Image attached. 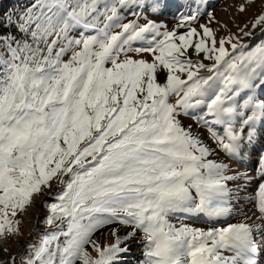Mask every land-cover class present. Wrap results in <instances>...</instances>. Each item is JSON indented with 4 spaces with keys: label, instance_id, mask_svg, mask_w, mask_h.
Here are the masks:
<instances>
[{
    "label": "snow or ice",
    "instance_id": "1",
    "mask_svg": "<svg viewBox=\"0 0 264 264\" xmlns=\"http://www.w3.org/2000/svg\"><path fill=\"white\" fill-rule=\"evenodd\" d=\"M174 6L29 0L0 15V237L19 234L15 218L36 196L55 200L38 241L17 255L0 248V264H129L138 232V264H261L264 224L204 230L171 220L235 214L228 182L237 177L210 157L239 160L264 142V99L241 102L264 88V42L245 51L239 36L217 41L205 25L177 35L146 16L138 22L144 9L162 16ZM122 10L137 19L125 23ZM197 18L182 15L178 27ZM252 27L264 28V12ZM195 109L215 148L181 123ZM258 164L249 199L264 221V147ZM113 224L131 231L111 229L114 242L102 246L94 234Z\"/></svg>",
    "mask_w": 264,
    "mask_h": 264
},
{
    "label": "rangeland",
    "instance_id": "2",
    "mask_svg": "<svg viewBox=\"0 0 264 264\" xmlns=\"http://www.w3.org/2000/svg\"><path fill=\"white\" fill-rule=\"evenodd\" d=\"M189 3L191 7H185L183 6V0H174L175 6L170 8L162 16L153 15L148 9H144L143 16L138 22L145 23L143 17L146 16L148 19L163 24L168 30L175 29L177 35L187 32L189 27L196 28L197 32L202 34L200 26L205 25L213 31L217 41L221 38L227 40L232 35L239 36L241 38L240 42L247 45L245 51H250L257 42L259 43L264 39V28L252 27L253 20L264 12V0H251V2L249 0H206V2L202 3H197V0H189ZM241 5L245 7V11L243 12L239 10ZM197 8H199V11H197ZM122 15L125 17V23L129 20L137 19L136 16L127 10H122ZM182 15H196L198 18L190 25L178 27L181 23L180 17ZM245 25H247V28H245ZM242 28L245 31H250L252 34L244 36L240 31ZM192 39L195 42L199 37H193ZM235 42L233 40V43ZM225 46L230 49V45L226 44ZM189 54L193 55L192 49H189ZM143 56L145 59L151 60L150 54L144 53ZM193 58L195 59L194 55ZM205 63L210 62L205 61ZM160 79L163 80V75H161ZM252 96L264 99V88H253L249 94L242 95L241 102ZM202 111V109L190 110V114L181 115L179 119L185 128L190 126L194 134L200 136L207 144L215 148L214 142L209 138L207 128L197 123V118ZM262 147H264V142L258 143L255 150L246 152L239 160L231 159L219 150L210 157L217 162L226 163L230 169L228 174L237 177V179L228 182L229 188L233 189L232 204L235 209V214L228 218L226 222L223 219L218 222H210L206 217L186 214H179L172 217L171 222L176 226L186 224L190 227L204 230L210 227H225L227 223H238L241 221L250 224L255 223L257 225L264 224V221L257 219L259 213L256 211L254 203L249 199L255 195V189L260 182L257 173L259 168V150ZM245 176L249 179H245ZM54 202V198L45 190L44 193L35 197V202L32 206L27 207L24 211L17 214L15 219L20 222L18 225L19 234L8 237L9 242L7 244V248L13 255L23 252L28 244L38 241L39 237L33 238L31 232L33 229H39L40 223L43 222L45 224V218L48 214L47 205ZM100 236L102 238L100 242L102 246L111 244L114 241L111 234L105 236L101 234ZM136 236H140V234L137 233ZM258 242L264 245V241ZM134 244L129 248L130 250L133 249L134 254L141 258L142 248L138 245L141 244V241H134ZM88 250L95 257L96 253L91 248ZM0 256L1 259L5 258L2 255ZM260 261L261 264H264V255L260 257ZM17 264H19V260H17Z\"/></svg>",
    "mask_w": 264,
    "mask_h": 264
},
{
    "label": "trees",
    "instance_id": "3",
    "mask_svg": "<svg viewBox=\"0 0 264 264\" xmlns=\"http://www.w3.org/2000/svg\"><path fill=\"white\" fill-rule=\"evenodd\" d=\"M29 3V0H0V15H2L4 12H11V11H19L21 9L24 8V6ZM261 42H264V39L261 40L259 43L257 42L254 47L258 44H260ZM40 228L35 230L33 229L32 230V237L33 238H38L39 236L37 235V233H43L44 230H45V224L40 223ZM113 228H117L119 231H118V235L120 236H124L126 235L129 231H131L130 228H126L124 227L123 225H119V224H113V225H109L99 231H97L95 234H94V239H96L99 243L102 241V238H101V234H103V236L105 235H108V234H111V229ZM106 231H108L106 233ZM139 233V232H138ZM140 236H136L134 239L130 240L127 242V246L128 247H131L134 244V241H141V244H138L139 246L142 245V240H141V233H139ZM112 236V234H111ZM112 239L114 240V237L112 236ZM114 242V241H113ZM132 242V243H131ZM90 248V247H89ZM88 248V249H89ZM123 259L127 262H129V264H138V260L140 259L138 256H136L134 254V250H130L129 254L128 255H125L123 257Z\"/></svg>",
    "mask_w": 264,
    "mask_h": 264
},
{
    "label": "bare ground",
    "instance_id": "4",
    "mask_svg": "<svg viewBox=\"0 0 264 264\" xmlns=\"http://www.w3.org/2000/svg\"><path fill=\"white\" fill-rule=\"evenodd\" d=\"M8 239L7 240H5L4 238H0V248H2V247H7V244H8ZM0 259H1V256H0Z\"/></svg>",
    "mask_w": 264,
    "mask_h": 264
}]
</instances>
